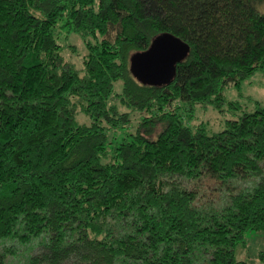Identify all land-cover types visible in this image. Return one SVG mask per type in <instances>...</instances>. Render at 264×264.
Masks as SVG:
<instances>
[{
    "label": "trees",
    "instance_id": "obj_1",
    "mask_svg": "<svg viewBox=\"0 0 264 264\" xmlns=\"http://www.w3.org/2000/svg\"><path fill=\"white\" fill-rule=\"evenodd\" d=\"M61 28L85 40L82 68ZM162 33L187 53L169 82H143L131 57ZM257 70L264 0H0V244L37 240L24 264H248L264 104L217 131L195 109ZM203 177L223 203L198 204ZM16 254L3 246L0 264Z\"/></svg>",
    "mask_w": 264,
    "mask_h": 264
},
{
    "label": "rangeland",
    "instance_id": "obj_2",
    "mask_svg": "<svg viewBox=\"0 0 264 264\" xmlns=\"http://www.w3.org/2000/svg\"><path fill=\"white\" fill-rule=\"evenodd\" d=\"M59 42L63 45L62 54L67 61L74 63L77 68L83 67V57L87 51L85 40L81 34L69 32L61 28L57 33ZM119 85V83H118ZM230 102H237L240 109L230 107ZM264 104V72L257 70L238 85H230L223 90V101L216 106L215 103L199 104L195 109V122H204L210 131L221 130L225 121L241 113V110H253L257 103ZM240 110V111H239ZM191 186L198 189V204L206 205L213 202L220 205L224 202V192L220 190L217 180L203 177L191 182ZM37 240L27 248L15 241L1 242L3 246H13L17 254L12 257L14 264H24L27 256L36 249ZM238 259L247 261L248 264H264V230H250L246 233L244 243L236 247Z\"/></svg>",
    "mask_w": 264,
    "mask_h": 264
},
{
    "label": "water",
    "instance_id": "obj_3",
    "mask_svg": "<svg viewBox=\"0 0 264 264\" xmlns=\"http://www.w3.org/2000/svg\"><path fill=\"white\" fill-rule=\"evenodd\" d=\"M187 45L171 33L156 36L150 47L131 57V70L140 80L150 84L169 82L176 64L186 55Z\"/></svg>",
    "mask_w": 264,
    "mask_h": 264
}]
</instances>
